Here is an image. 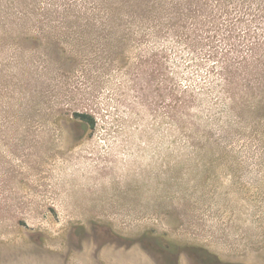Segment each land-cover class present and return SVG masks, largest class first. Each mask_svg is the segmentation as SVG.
Here are the masks:
<instances>
[{
  "label": "rangeland",
  "instance_id": "rangeland-1",
  "mask_svg": "<svg viewBox=\"0 0 264 264\" xmlns=\"http://www.w3.org/2000/svg\"><path fill=\"white\" fill-rule=\"evenodd\" d=\"M0 264H264V0H0Z\"/></svg>",
  "mask_w": 264,
  "mask_h": 264
},
{
  "label": "trees",
  "instance_id": "trees-1",
  "mask_svg": "<svg viewBox=\"0 0 264 264\" xmlns=\"http://www.w3.org/2000/svg\"><path fill=\"white\" fill-rule=\"evenodd\" d=\"M251 49H252V48H251ZM78 116H80L82 119H84V120H86V121H88V122H91V123L94 122L93 117L90 116L89 114H80V115H78Z\"/></svg>",
  "mask_w": 264,
  "mask_h": 264
}]
</instances>
